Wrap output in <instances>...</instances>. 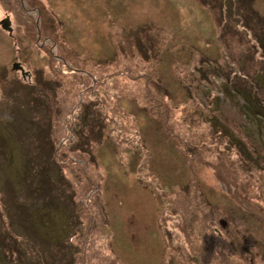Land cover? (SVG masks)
Masks as SVG:
<instances>
[{"label": "rangeland", "instance_id": "374dc122", "mask_svg": "<svg viewBox=\"0 0 264 264\" xmlns=\"http://www.w3.org/2000/svg\"><path fill=\"white\" fill-rule=\"evenodd\" d=\"M0 264H264V0H0Z\"/></svg>", "mask_w": 264, "mask_h": 264}, {"label": "water", "instance_id": "95a60500", "mask_svg": "<svg viewBox=\"0 0 264 264\" xmlns=\"http://www.w3.org/2000/svg\"><path fill=\"white\" fill-rule=\"evenodd\" d=\"M1 24H2L4 29L10 31V33L12 32L13 28L11 26V20H10V18L8 16L1 21ZM13 68L16 69V70L23 71V66L19 62H15L13 64Z\"/></svg>", "mask_w": 264, "mask_h": 264}, {"label": "trees", "instance_id": "16d2710c", "mask_svg": "<svg viewBox=\"0 0 264 264\" xmlns=\"http://www.w3.org/2000/svg\"><path fill=\"white\" fill-rule=\"evenodd\" d=\"M235 68H236V69L238 68L237 65H236ZM91 78H92V76H91ZM228 79H230V76L228 77ZM225 87H226V88H229V84H226ZM243 92L246 93L245 90H243ZM152 111H153V112H152L153 114L156 113L155 115H157V116H159V117H163V116H162V115H163V112L160 111L158 108H153ZM164 118H165V120L167 121L166 117H164Z\"/></svg>", "mask_w": 264, "mask_h": 264}, {"label": "flooded vegetation", "instance_id": "af4514ba", "mask_svg": "<svg viewBox=\"0 0 264 264\" xmlns=\"http://www.w3.org/2000/svg\"><path fill=\"white\" fill-rule=\"evenodd\" d=\"M54 56L59 57L57 53H55ZM25 72H26V73H25V75H24V74H23V71H22V74H21L22 76H21V77L24 78V79H27V78L31 75V71H29V69H26Z\"/></svg>", "mask_w": 264, "mask_h": 264}]
</instances>
